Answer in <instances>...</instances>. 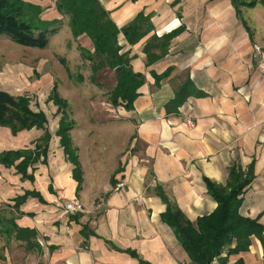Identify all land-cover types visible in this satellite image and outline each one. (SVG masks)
I'll use <instances>...</instances> for the list:
<instances>
[{
    "label": "crops",
    "instance_id": "1",
    "mask_svg": "<svg viewBox=\"0 0 264 264\" xmlns=\"http://www.w3.org/2000/svg\"><path fill=\"white\" fill-rule=\"evenodd\" d=\"M26 1L44 10L43 20L65 22L56 10L57 0ZM104 2L118 28L140 12L150 15L152 31L139 42L129 45L123 36L119 38L121 51L130 58L134 52L133 59L138 55L130 60L132 71L143 76L138 96L131 108L121 99L115 105V73L111 104L96 99L84 101L86 105L79 102L82 109L69 119L66 102L64 113L72 123L69 137L80 180L57 136L62 112L53 101L52 122L41 106L33 107L30 101L32 111L45 114L44 128L13 134L0 126V154L20 153L10 166L0 163V236L20 244L29 255L26 264H34L37 254L41 259L37 264H139L138 258L150 264H189L172 230L162 222L167 205L157 189L195 222L217 207L204 177L226 185L232 167L243 175L251 167L252 180L240 195L239 214L257 219L264 228V67L253 51L254 44L264 47V11L242 7L238 15L230 0H182L173 7L171 0ZM248 9L254 10L255 21L243 16ZM176 30L164 54L150 63V56L161 53L159 48L150 49L151 36L160 38ZM78 37L71 33L72 42ZM80 37L93 53L90 39L85 34ZM96 74L92 71L89 81L93 83ZM187 82L189 96L172 111L176 91ZM56 91L65 101L58 87ZM90 104L93 112L87 110ZM46 132L45 146L40 141ZM107 139L115 147L102 156L106 150L101 144ZM24 158L29 163L22 175L16 165ZM119 182L124 187L115 190ZM73 198L83 212L65 214L58 208L59 199ZM4 224L35 231L32 241L37 246L26 249L15 233L2 232ZM250 239L249 248L230 255L227 264L239 260L264 264V230L261 238Z\"/></svg>",
    "mask_w": 264,
    "mask_h": 264
},
{
    "label": "trees",
    "instance_id": "2",
    "mask_svg": "<svg viewBox=\"0 0 264 264\" xmlns=\"http://www.w3.org/2000/svg\"><path fill=\"white\" fill-rule=\"evenodd\" d=\"M230 1L238 15L242 7L252 8L257 4L264 7V0ZM56 10L60 15L69 17L68 23L73 38L85 34L92 42L94 51L85 57L92 62L96 59L97 62L92 65V71L97 73L105 65L116 73L117 85L112 93V102L116 105L118 99H121L126 102L127 108H131L138 96L136 90L141 86L143 76L132 71L128 53H120L122 47L118 44L119 37L123 36L129 45L136 44L152 31L150 17L140 12L127 25L118 28L99 0H58ZM41 11L40 6L26 0H0V36H6L21 46L46 48L49 38L57 32L59 21L41 20L39 18ZM177 34L178 30L160 38L156 35L151 36L150 49L159 48L161 53L150 56L148 59L150 63L164 54L170 40ZM149 47L146 46V51L150 50ZM189 90L191 86L187 82L176 91L170 103L172 111H176V108L189 96ZM48 99L53 101L59 112H62L57 136L65 153L75 165L74 175L77 180H80L77 157L74 155L69 137L72 123L68 121L64 113L66 103L59 97L55 86ZM29 105L30 99L24 95L12 96L8 92L0 91V126L10 128L13 134L34 127L44 128L47 122L45 114L41 111H32ZM48 140L49 134L46 132L40 142L46 146ZM19 156V152L2 153L0 163L10 166ZM28 163L29 161L24 158L20 164L16 165L22 175L25 170L23 167H26ZM251 180V167L245 175L240 169L232 167L226 185L214 184L204 177L207 193L215 200L217 207L211 214L199 217L195 222L187 220L183 212L171 205L163 191L157 189V195L167 205L165 212L161 214L162 222L172 230L185 251L189 264H227L230 255L249 248L252 235L261 238L264 228L257 219L246 218L239 214L240 195ZM7 224L3 225L4 230L1 228L4 234L15 233L16 240L25 242L28 250L37 246L32 241L36 236L35 231L15 228L13 225L10 227V224L9 226ZM138 261L139 264H150L140 258ZM236 264L242 263L239 260Z\"/></svg>",
    "mask_w": 264,
    "mask_h": 264
},
{
    "label": "rangeland",
    "instance_id": "3",
    "mask_svg": "<svg viewBox=\"0 0 264 264\" xmlns=\"http://www.w3.org/2000/svg\"><path fill=\"white\" fill-rule=\"evenodd\" d=\"M104 1L99 0L101 6L110 15V11L104 6ZM181 1L171 0L169 5L173 7ZM245 1L249 2L250 0ZM254 7L264 11L258 4ZM248 10L244 12L243 16L249 22L255 21L257 16H254V10ZM43 15L44 10L39 15L41 20H43ZM177 15L181 17V13L178 12ZM63 20L65 22L60 23L57 32L49 38V43L45 49L21 46L12 42L6 36H0V90H6L12 95L26 96L30 99L33 107L39 105L45 110L51 122L54 113L51 112L50 107V101L52 100L48 98L50 96L49 93H51L50 90L54 86L58 87V91L63 97L65 96V103L67 102L68 104L67 113L69 114V119H71L84 101L90 102L91 100L94 102L96 99V101L101 103L111 104L110 89L113 88L116 82L114 70L105 65L97 72L94 78L95 81L93 83L89 81L92 74V65L96 64L97 61L95 59L92 62L85 58L88 53H92L89 51V46H86L84 38L80 36L75 42H72L68 23L69 17L64 16ZM66 23L68 24L67 27H65ZM118 44L121 46L120 42ZM120 53L127 52L120 50ZM133 53L131 54L132 59L134 57ZM128 56L130 55L128 54ZM137 59L138 55L133 60ZM95 86L97 90L94 88ZM82 87L85 88L82 89ZM74 88L78 90H74ZM77 91L79 94H76ZM93 91H97V94L93 95ZM92 105L88 106V111H92ZM77 112L80 111H76V114ZM92 112H90V115H92ZM86 117L90 121L93 120V117L88 115ZM109 133V131L106 133L108 134L107 137ZM101 147L102 150H106L102 152V156H107L109 152L111 153L114 150L115 142L107 139V142L102 143ZM93 150L96 151L94 148ZM5 217L8 218V215H5ZM35 256L34 264L40 263L39 255ZM28 260L29 255L21 249L18 242L10 237L0 236V264H26Z\"/></svg>",
    "mask_w": 264,
    "mask_h": 264
},
{
    "label": "built area",
    "instance_id": "4",
    "mask_svg": "<svg viewBox=\"0 0 264 264\" xmlns=\"http://www.w3.org/2000/svg\"><path fill=\"white\" fill-rule=\"evenodd\" d=\"M253 51H254V56L255 60L258 63L260 67H264V47H261L257 44L253 45ZM192 121L188 120L187 125L192 126ZM124 187L123 182H119L115 190H119ZM58 208H61L65 214L68 213H75V212H83V207L80 204V202L73 198L67 201L59 199V202L57 203Z\"/></svg>",
    "mask_w": 264,
    "mask_h": 264
}]
</instances>
